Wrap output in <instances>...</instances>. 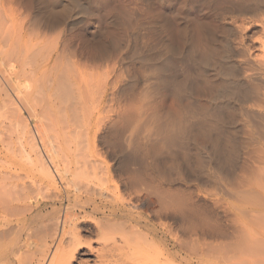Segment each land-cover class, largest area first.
Instances as JSON below:
<instances>
[{"label":"bare ground","instance_id":"6f19581e","mask_svg":"<svg viewBox=\"0 0 264 264\" xmlns=\"http://www.w3.org/2000/svg\"><path fill=\"white\" fill-rule=\"evenodd\" d=\"M30 2L0 0V264H264V0H127L88 51ZM56 31L93 71L121 52L110 99L45 69Z\"/></svg>","mask_w":264,"mask_h":264},{"label":"rangeland","instance_id":"374dc122","mask_svg":"<svg viewBox=\"0 0 264 264\" xmlns=\"http://www.w3.org/2000/svg\"><path fill=\"white\" fill-rule=\"evenodd\" d=\"M30 1L29 0H16V2L19 4V5L17 4V6L19 7L18 9H20V11L25 10V11H28V13H30L31 12L30 9L34 7L32 5V2ZM126 1L127 0H94L91 4L88 5L86 4L84 0H76L78 5H82V6L86 5L87 10L84 13L79 10H76L75 12L71 10V6L68 0H65L63 2H60L58 0H39L38 6L42 11L41 19H49V18L56 17V19L62 18L66 21H70V20L72 21V19L78 20L80 18V20H82L81 18H84L82 23H79V24L77 23L72 28H70L66 36H67V39L70 42H72L79 50L88 51L87 49H93V46L91 45L93 44V41H94L92 38L93 35L91 34L92 32L94 34L97 33L99 37L103 39L104 42L110 43L111 45L114 42L120 40L124 36L122 26H119L115 22L117 18L121 19L123 17ZM155 1L158 6V11L154 13L156 16L160 15L159 11L165 10L168 16L170 17H174L175 14L179 12L181 13V15L179 16L184 15L192 19L194 18L192 15L188 14L187 12H184V14H182L180 2L179 4L178 3L175 4L174 9L172 10L170 8L169 9L166 8L167 6H165L164 0H155ZM29 2L31 3L30 4L32 6L31 8H30V5H28ZM43 29L45 30L44 27ZM196 30H197V33L202 35L203 33L202 26L200 27V25L197 24ZM58 36L60 37V32L56 31V41H55L56 60L53 62L52 61L44 62L45 69L48 70L49 73L56 75V73L59 70H62V68H70L72 69V72L74 73V75H76L82 81L88 83L89 100L90 99L95 100L101 97V95L104 92L110 96L108 97V99H110L111 94H112L110 83L112 84L116 76H118L119 74L122 75L119 69L115 67V63L118 61L119 57L122 56L121 52H119L118 50L113 51L110 54L112 58L106 59L105 62L99 68H96V70L94 69L93 71V69L91 70V67L93 66V64L91 62H87L85 59L79 60L77 64V63H74L75 60L73 58L71 59L67 55L66 57L59 56L57 54L58 46L60 44ZM46 48L49 49L50 48L49 45H47ZM126 82L122 81L119 86L122 87L123 85H126L125 84ZM167 96H168V93L164 92V98H165L164 105L167 108L174 109L176 107L174 100L167 98ZM119 97H118V100L116 101L117 106L122 104V101H123V99L121 97L119 99ZM188 103L189 101H186L185 105H187ZM21 113L24 119H26L28 126L32 130V133L36 136V128L34 127V124H35L34 120L31 118L29 113L25 111L24 109H22ZM0 119H1L0 126H2L1 123H4V126H6L7 124L8 126L10 125L11 127V128L9 127V129H7V127H5L6 128L5 129L3 126L0 128V132H1L0 140L1 138H4V137L10 138L11 140H17L21 137V133H23L21 132V128L19 130L17 128L12 129L11 121L10 122L7 121L8 119L5 116H0ZM8 130L10 131L8 132ZM22 131H23V128H22ZM16 132H18L20 137L17 135ZM88 259L92 263L95 261V259L92 257ZM109 260H111L110 257H109ZM121 264H124V263L121 262Z\"/></svg>","mask_w":264,"mask_h":264}]
</instances>
